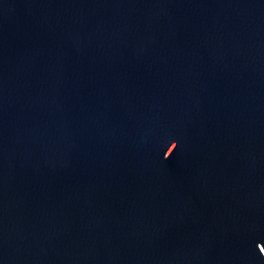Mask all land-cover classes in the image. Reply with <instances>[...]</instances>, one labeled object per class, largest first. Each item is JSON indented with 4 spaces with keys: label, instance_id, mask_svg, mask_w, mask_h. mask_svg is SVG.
I'll use <instances>...</instances> for the list:
<instances>
[{
    "label": "water",
    "instance_id": "water-1",
    "mask_svg": "<svg viewBox=\"0 0 264 264\" xmlns=\"http://www.w3.org/2000/svg\"><path fill=\"white\" fill-rule=\"evenodd\" d=\"M0 264H264V0H0Z\"/></svg>",
    "mask_w": 264,
    "mask_h": 264
}]
</instances>
